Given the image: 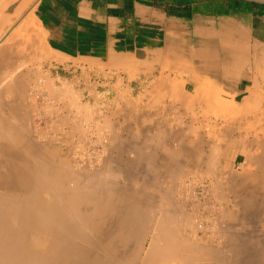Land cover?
<instances>
[{"label": "bare ground", "instance_id": "bare-ground-1", "mask_svg": "<svg viewBox=\"0 0 264 264\" xmlns=\"http://www.w3.org/2000/svg\"><path fill=\"white\" fill-rule=\"evenodd\" d=\"M33 9L0 32V264H264L263 116L255 123L262 135L249 132L236 143L228 173L220 166L229 121L201 126L191 115L182 122L175 106L179 116L170 124L147 123L149 113L124 103L105 115L98 146H91L95 160H76L77 145L67 136L89 141L100 116L94 118L79 89L52 81L44 62L17 50L26 42L9 39L30 24ZM160 77L166 89L182 81L179 102L194 103L182 76ZM202 89L193 93L210 94ZM46 100L57 106L49 111ZM41 101L43 110L62 112L55 120L69 126L67 133L37 130ZM163 109L156 108L164 115ZM210 192L216 201L201 200Z\"/></svg>", "mask_w": 264, "mask_h": 264}, {"label": "crops", "instance_id": "crops-1", "mask_svg": "<svg viewBox=\"0 0 264 264\" xmlns=\"http://www.w3.org/2000/svg\"><path fill=\"white\" fill-rule=\"evenodd\" d=\"M32 6L49 54L60 60L117 64L144 76L165 71L182 76L189 93L202 86L235 106L244 107L248 100L251 106L264 102L263 4L0 0V15L16 22Z\"/></svg>", "mask_w": 264, "mask_h": 264}, {"label": "rangeland", "instance_id": "rangeland-1", "mask_svg": "<svg viewBox=\"0 0 264 264\" xmlns=\"http://www.w3.org/2000/svg\"><path fill=\"white\" fill-rule=\"evenodd\" d=\"M30 17H31V20L29 21L30 22L29 25H24L23 28L15 30V32L17 33L16 35L18 37L16 36V37H12L9 39H11L12 41L22 40L23 42H26V44H24V47L19 48L17 50L18 51L21 50L20 51L21 54H27L29 61L38 60L39 63L44 62L45 63V69L42 68V71L44 74L47 73L46 75L50 74L51 78L53 79L52 81H54V79H56V80L62 79L64 81L68 82L70 85H72V88L76 87V89H79L81 92V95H82V96L79 95L80 99L84 100V103H85V105H87L86 107L89 108V111L91 112V114L93 112L92 115H94V118H98L97 116H100L98 118L99 123L97 122V124L99 125L97 128H99V129H96L97 131L94 130L93 131L94 133L91 132V135H90L91 137H89L90 142L88 140H84V138H82V137H78L77 133H74L72 135L67 134L68 136L65 134V136H67V138L70 140V142L72 140L73 144L77 145V147H78V143H79V147L83 145V149L76 147V154H74L75 155L74 158H76V160H83L84 158L87 161L95 160L93 158V156H95V153H97L98 150H95L92 148L98 146V144H97L99 142L98 134H100L101 129L104 127L105 115L110 114L114 110H115L114 112L119 111L122 107L125 108L126 107L125 104H127V103H128L129 108H131L137 114L138 113H140V114L144 113V114L148 115V113H149L150 116L149 117L147 116V119H146L147 123H151L152 121L160 122L161 121L160 119H162L161 122H165V120H166L167 122H165V123L170 124V122H173L175 119H177V116H179V114H177L178 111L182 112L180 114H182L184 116V117L181 116L182 118L180 119V121H182V122L187 121L188 122L189 121L188 117L192 115V116H194L195 122L199 123L201 126H204V124L207 121H210V122L216 121V122H224V123L229 121L228 125H231V127H233V130H232L231 135L226 134L223 136V138L226 139V140L222 141L224 143L223 146L226 150L224 151V154L222 157V163L224 162L223 163L224 165L221 164V166H220V168L225 172L227 171V173H228L227 168L229 169V172H232L233 168H234L231 163H232V152H236V150H237L234 147L236 145V143L238 141H240V142L245 141V140L247 141L248 139H245V134H247L249 132L252 133V134L250 133L249 138H251V137L253 138L254 134H256V133L259 136L262 135V130H260L258 125L255 123H256V118L262 117V116H263L262 117L263 120L261 122L264 123V102L263 103L259 102V103L254 104L253 106H251L253 103L252 102L250 105H248V107L244 108V107H241L239 105L235 106L231 102L219 101L217 98H219V99H221V98H220V96H218L216 94H200V95H197L198 93H191L190 94L189 92H187L189 94V96H187L188 99H191L192 101H194V103L185 104V103H182L181 101L179 102V99H178L180 92H181V89L183 88L182 86H180V84L182 85L181 79L177 80L179 83L181 81V83L179 85L178 84H171L170 87H169V85L168 86L166 85L167 86V89H166V88L160 87V85H159L158 80L160 81V78H161L159 72L155 73L153 75H145L144 76V74L141 75L138 72L136 73V72H128L126 70H122L121 65H117V64H103L100 62L87 61L85 59L69 60V59L63 58V60H59V58H56L55 56H51V54H49L50 49L47 50L46 48H44L43 45H39L36 43V40H37L41 44H44V40H42V38L44 37V35H43L44 33L41 31V29L37 28V25H38L37 16H35V15L33 16L31 13ZM11 26H12L11 20L7 19V17L4 15L2 17L0 15V32H1V29H3L2 27L9 28ZM0 34H3V33H0ZM41 36H43V37H41ZM43 39H45V38H43ZM43 49H44V52L42 51ZM165 75L168 76L170 74H165ZM171 78L173 80H176V78H181V76L179 77L177 74H175V76L171 75ZM174 82H176V81H174ZM156 86H159V87L156 88ZM166 86L164 85V87H166ZM168 87H169V89H168ZM196 87H198V86H196ZM199 87L201 89L202 88L205 90L207 89V91L209 93L211 92L210 89H208L206 87H202V86H199ZM200 88H195V90L200 89ZM195 90H194V92H195ZM108 91H111V93H108ZM155 94H157V96ZM256 94H258V93H256ZM198 98L199 99L203 98V99H201L200 102H196V100ZM155 99H157V100H155ZM148 101H149V103H148ZM50 102H51L50 100H46V103H45V101H43V103L41 101V102H39L40 103L39 105H41V103H42L43 106L45 105L48 108H50L49 109V111H50L51 107L53 108V103H54V102H51V104H52V106H51ZM151 102L153 104L155 103L154 105L156 106V108L158 106H161L162 108H164L162 111H163V114L164 113L165 114L162 115V112L159 113V111H157L156 108H153L155 106H153V104H150ZM122 103L123 104L125 103L124 104L125 106ZM157 103L159 105H157ZM148 104L150 106H148ZM39 105H38V108L40 107V110H42V111H40V115L44 116V114H46L45 115L46 117L45 116L40 117L38 115V112L36 113V115L33 116L34 119L38 123L37 124V128H38L37 130L38 131L40 130L39 132H41L42 130H44L45 132L50 130V132H46V133L44 131H42V134H48L49 133L48 135H52V134H54V132H57V131H59V132L61 131V132H63V134H64V132L67 133L68 127H69L68 125L63 124L64 126H60V125L57 126V123L59 122L57 120L59 119V117H60V119L62 118L60 116L62 112H58L59 115L57 112L55 114L52 112L50 113L47 110V108L45 110H43L45 108V106L42 109L41 107H43V106L42 105L39 106ZM146 105L148 106V108H146ZM162 105H164V106H162ZM54 106L56 107L57 105H55V103H54ZM174 106H175V108L177 107V110H178V111L175 110L176 114L174 113V110H171V108L173 109ZM227 106L228 107L231 106V107L227 108ZM149 107L152 109V111L155 110L156 113H155V111H153L154 112L153 113L151 111V109H149ZM141 109H143V110H141ZM46 110L51 115L53 114V117L49 114L47 117ZM103 111H104V114H103ZM42 112H43V114H42ZM171 112H172V114H171ZM152 113H153V115H151ZM168 114H169V117L171 116L170 119L167 116ZM37 115L39 116L38 118H37ZM174 115L176 117H174ZM220 116H222V117L220 118ZM163 117H165L166 119ZM40 118H42V119H40ZM46 118H48L49 120ZM56 118H58V119L55 120ZM43 119H44V121H43ZM52 120H54V121H52ZM46 121H48V123ZM42 122H44V123H42ZM49 122H51V123H49ZM89 123L91 126L92 123L91 122H89ZM51 124H53V125H51ZM49 125L51 126L52 129L50 128ZM38 126H40V129ZM61 128H62V130H61ZM253 128L255 131L253 130ZM64 130H66V131H64ZM202 130H204V132H206L205 133L206 136H209L208 135L209 128L205 127ZM52 131H54V132L52 133ZM77 138H79L80 141ZM96 140H97V142H96ZM91 146H92V148H91ZM232 147H234V148H232ZM82 150L84 153L82 152ZM94 151H97V152H94ZM72 157H73V155H72ZM243 160H244V158L240 157L239 159H237V163H241ZM229 167H231V170ZM235 169L239 173L243 174L244 169H241V167L237 166ZM201 175H202V178H200ZM201 175L199 174V180L204 178V175L203 174H201ZM193 178H195V177H193ZM208 195L201 197V200L206 201V202H208V200H209L208 203H211V202L213 203L214 201L217 200L215 198H214V200H212L213 196H212L211 192ZM210 199L212 201H210ZM221 204L223 205L225 203L222 202ZM224 206L228 207L227 205H224ZM230 215H231V213H230Z\"/></svg>", "mask_w": 264, "mask_h": 264}, {"label": "water", "instance_id": "water-1", "mask_svg": "<svg viewBox=\"0 0 264 264\" xmlns=\"http://www.w3.org/2000/svg\"><path fill=\"white\" fill-rule=\"evenodd\" d=\"M244 1H249L257 4H263L264 5V0H244Z\"/></svg>", "mask_w": 264, "mask_h": 264}]
</instances>
